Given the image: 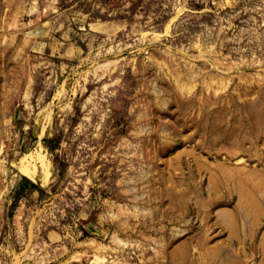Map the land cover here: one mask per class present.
Masks as SVG:
<instances>
[{"label":"rangeland","instance_id":"1","mask_svg":"<svg viewBox=\"0 0 264 264\" xmlns=\"http://www.w3.org/2000/svg\"><path fill=\"white\" fill-rule=\"evenodd\" d=\"M0 264H264V0H0Z\"/></svg>","mask_w":264,"mask_h":264}]
</instances>
